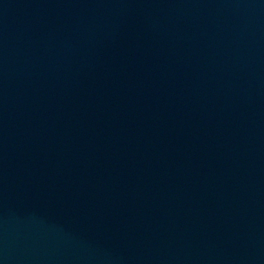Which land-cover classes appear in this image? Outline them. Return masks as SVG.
<instances>
[{
  "label": "water",
  "instance_id": "water-1",
  "mask_svg": "<svg viewBox=\"0 0 264 264\" xmlns=\"http://www.w3.org/2000/svg\"><path fill=\"white\" fill-rule=\"evenodd\" d=\"M0 264H264V0H0Z\"/></svg>",
  "mask_w": 264,
  "mask_h": 264
}]
</instances>
